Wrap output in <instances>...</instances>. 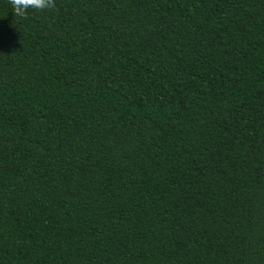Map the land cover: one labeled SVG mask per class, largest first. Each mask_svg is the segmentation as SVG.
Listing matches in <instances>:
<instances>
[{
  "label": "trees",
  "instance_id": "trees-1",
  "mask_svg": "<svg viewBox=\"0 0 264 264\" xmlns=\"http://www.w3.org/2000/svg\"><path fill=\"white\" fill-rule=\"evenodd\" d=\"M0 264H264V0H0Z\"/></svg>",
  "mask_w": 264,
  "mask_h": 264
},
{
  "label": "clouds",
  "instance_id": "clouds-1",
  "mask_svg": "<svg viewBox=\"0 0 264 264\" xmlns=\"http://www.w3.org/2000/svg\"><path fill=\"white\" fill-rule=\"evenodd\" d=\"M13 14L24 16L29 8L47 10L54 7V0H9Z\"/></svg>",
  "mask_w": 264,
  "mask_h": 264
}]
</instances>
